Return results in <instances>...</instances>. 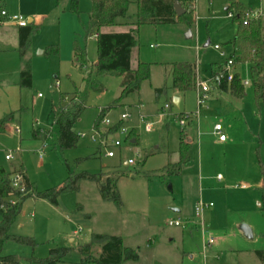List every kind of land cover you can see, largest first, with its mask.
I'll use <instances>...</instances> for the list:
<instances>
[{
    "label": "rangeland",
    "instance_id": "obj_1",
    "mask_svg": "<svg viewBox=\"0 0 264 264\" xmlns=\"http://www.w3.org/2000/svg\"><path fill=\"white\" fill-rule=\"evenodd\" d=\"M71 1L2 0L9 15L34 18L39 29L22 56L18 27L0 17V83H18L26 59L32 68V85L21 87L19 107L11 110L14 116L0 133V167L7 172L23 169L34 191L57 189L70 175L96 174L103 167L114 178L115 170L121 174L123 205L118 208L103 200L96 182L89 179H82L77 191L61 193L57 205L31 195L11 233L30 237L35 245L8 240L2 253L15 255L18 264H45L41 260L52 249L66 248L57 264H79L80 247L94 233H108L122 236L125 246L137 250L138 260L124 264H262L255 250L264 249V106L256 102L250 65L234 66L243 83L248 82L242 97L215 88L201 107L198 87L174 89L172 64L196 65V85L210 79L212 64L224 66L230 57L229 42L238 30L229 17L235 10L229 6L243 1L253 18V12L264 10V0H193L191 26L183 21L141 26L132 63L135 67L138 59L151 63L150 79L116 104L122 77L97 75L94 70L87 84L89 68L77 64L76 45L85 50L89 65L97 64V41L89 22L91 0H77L79 13L70 10ZM136 11L132 3L133 18ZM51 45L58 46V54L45 53ZM79 89H87L88 97L74 130L86 135L79 137L75 148L61 149L52 106L65 105ZM174 97L182 102L174 104ZM101 109L111 122H101V129L120 124L123 114L129 116L122 122L126 134L118 130L108 136L109 143L120 138V147L100 145L94 125ZM146 122L152 125L150 132L144 130ZM216 123L227 136L224 143L213 132ZM132 132L138 142L131 145L127 137ZM182 140L190 142L188 162L181 173L168 174L165 166L180 161ZM108 150L115 156L107 157ZM7 155L11 157L6 159ZM199 201L213 203L201 216L195 210ZM175 220L181 226L169 225ZM244 225L253 230V238L244 234ZM99 249L95 247L94 253Z\"/></svg>",
    "mask_w": 264,
    "mask_h": 264
},
{
    "label": "trees",
    "instance_id": "obj_2",
    "mask_svg": "<svg viewBox=\"0 0 264 264\" xmlns=\"http://www.w3.org/2000/svg\"><path fill=\"white\" fill-rule=\"evenodd\" d=\"M177 0H91L92 12L90 14L91 32H95L97 41L98 62L96 65H89L85 55V50L75 46L77 64L81 68H89L87 84L90 83L91 74L95 70L96 74H116L122 77V90L120 97L114 102H120L128 95L138 92L141 84L150 79L151 63L139 61L136 68H132V53L137 46L140 27L143 25H169L183 21L191 26L195 22L194 4L192 0H179L186 12L177 16L175 2ZM62 0H58L60 4ZM132 3L136 4L137 11L135 17L129 14ZM228 9H234L233 21L238 24V30L233 40L229 42L232 47L230 59L234 66L238 64L250 65L252 81L254 85L255 99L258 104L264 106V27L261 18H251L248 9L241 3H234ZM2 0H0V17H2ZM70 10L79 13L77 0L71 1ZM126 27L121 31H104L107 27ZM39 25L29 22L24 27H19V51L22 56L26 55L27 48L33 33L38 31ZM57 45H51L45 53L58 54ZM223 66L213 63L212 75L222 70ZM173 87L179 91H186L196 87L195 67L189 62H177L172 64ZM19 84L22 87H31L32 68L29 59L24 61L20 71ZM88 88V85H87ZM101 90V86L96 87ZM219 89L230 91L236 97L244 95V83L240 73L235 71L231 82H223ZM73 97L64 105L52 106L51 114L54 119V126L57 128L56 143L61 149L75 148L79 141V135L74 130V124L79 119L86 107L88 97L87 89L76 90ZM112 107L110 105L106 110ZM14 113H10L0 119V133L6 131V126ZM105 109H101L94 129L102 137H107L119 130L122 126L116 124L106 129L100 128V123L105 116ZM39 133V132H37ZM46 140L48 137L43 132ZM135 139V142L132 140ZM127 141L132 145L138 142V137L132 132ZM190 142L181 141L180 161L169 163L165 166L168 174L181 173L184 165L189 159ZM100 150V147H99ZM112 178L108 173L109 169L104 168L100 173L90 174L82 172L75 177L70 175L67 180L57 189L45 191H34L27 175L22 169L7 172L0 167V264H18L15 255H4L3 245L8 240H14L21 244L35 245L30 237L18 236L11 233V228L21 213L23 203L26 198L34 195L37 198L47 199L52 204H58V197L61 193L77 191L82 179H89L96 182L99 193L103 200L114 203L121 208L123 203L118 189L120 173ZM20 172L24 176L25 191L21 192L11 185L12 176ZM262 199L264 203V185L262 186ZM12 200L15 203H12ZM99 247L100 252L94 253V248ZM66 248L51 250V255L42 259L45 264H57L65 254ZM82 258L79 264H124L126 261H136L139 254L136 249L125 246L122 236L108 233H94L90 242L80 247ZM258 260L264 264V249L255 250Z\"/></svg>",
    "mask_w": 264,
    "mask_h": 264
},
{
    "label": "built area",
    "instance_id": "obj_3",
    "mask_svg": "<svg viewBox=\"0 0 264 264\" xmlns=\"http://www.w3.org/2000/svg\"><path fill=\"white\" fill-rule=\"evenodd\" d=\"M2 15L4 17H8L10 20H12L13 22H15L18 26L20 27H24L26 26L29 22L27 21V19L23 16V15H9L7 13V11L3 10L2 11ZM235 15V13L233 12H229V17L233 18ZM264 15V10L260 9L257 10L255 12H253V18H261ZM215 49L217 50H221V47L219 45H215L214 46ZM222 54H224V52L222 51ZM234 64L233 61L228 58L226 63L224 64L222 70L218 71L216 74L212 75V77L208 80L205 81H201L199 82L198 85H196V87H198V99H199V105L201 107L205 106L207 104L208 101V96L209 93L214 90L215 88H220L221 84L225 81H227L228 83L232 81L233 77H234ZM245 85L248 84L247 81L244 82ZM165 108H168V105H165ZM128 115L127 114H123L121 116V121H126L128 119ZM160 118H162V114L160 115ZM103 123H105L106 125H110L111 122L108 118H104L102 120ZM181 124L185 125V121L181 120ZM152 129V125L150 122H146L144 123V130L147 132H150ZM119 131L121 132V134H126L128 132L127 128L124 126H121L119 128ZM96 133L98 135H100L99 132L96 131ZM215 133L218 136V140L220 142H224L227 139V136L225 134L222 133V126L221 124H217L215 126ZM79 137H84L86 134H78ZM95 140V136L93 137ZM100 145L106 148L109 147H120L122 145V140L120 138L115 139L114 141H111V143L108 142V136L107 137H102L100 135ZM106 156L107 157H113L115 156L114 151L112 150H108L106 152ZM11 156L7 155L6 158L9 159ZM129 162L131 163L132 160L130 159ZM221 175H218V178H221ZM11 185L13 188L18 189L21 192L25 191V182H24V176L22 173L17 172L15 173L12 178H11ZM12 203H15L14 200H12ZM213 203H205L204 201H199L198 204L195 207L196 210V215L197 216H201V212L205 207H209L212 206ZM169 225H173V226H181V222L179 220H175V221H170Z\"/></svg>",
    "mask_w": 264,
    "mask_h": 264
},
{
    "label": "crops",
    "instance_id": "obj_4",
    "mask_svg": "<svg viewBox=\"0 0 264 264\" xmlns=\"http://www.w3.org/2000/svg\"><path fill=\"white\" fill-rule=\"evenodd\" d=\"M237 3L243 4L248 9L247 5L243 1H238ZM231 12H233V11H231ZM261 20H262V24H263V27H264V21H263L262 17H261ZM27 21L35 23V19L31 18V17H28ZM16 26L18 27V32H19V27L20 26H18L17 24H16ZM125 29H126V27L119 26V28H117V27H107V28H104L103 30L104 31H121V30H125ZM18 43H19V33H18ZM151 47H152V45H151ZM134 49H133V52H134ZM40 53L44 54V51H40ZM132 60H133V53H132ZM139 61H141V60L138 59L137 62L139 63ZM138 63H137V66H138ZM22 67H23V64H22ZM194 67L196 68V65ZM132 68H136L133 63H132ZM196 75H197V73H196ZM19 81H20V79H19ZM21 87L22 86L19 84V82L18 83H9V82L3 81V82L0 83V119H2L3 117H5L6 115H8L10 113H14V112H11V110H15V109H17L19 107L20 96H21L20 95L21 94ZM219 90L225 91V90H222V89H219ZM156 91L159 92V89L156 88ZM177 91H179V90H177ZM173 100H177L179 104L182 102V98L181 97H179V98L174 97ZM8 112H10V113H8ZM217 124H219V123H216L215 126ZM7 125H8V123H7ZM6 129H7V126H6ZM213 132H215V127H214V131ZM222 133H223V128H222ZM226 141H227V139L224 142H226ZM224 142H220L219 141V143H224ZM218 175H220V174H218ZM74 233L77 234V230H75ZM99 252H100V249H99ZM81 258H82V255H81Z\"/></svg>",
    "mask_w": 264,
    "mask_h": 264
},
{
    "label": "water",
    "instance_id": "obj_5",
    "mask_svg": "<svg viewBox=\"0 0 264 264\" xmlns=\"http://www.w3.org/2000/svg\"><path fill=\"white\" fill-rule=\"evenodd\" d=\"M175 11H176V15H177V16H181V15H183V14L186 12V9H184V8L182 7V5H181V3H180L179 0H177V1L175 2ZM187 36H188V37H191V33L189 32V33L187 34ZM173 102H174V104H176V105L179 104L177 100H174ZM132 142H135V139H133ZM242 231L244 232V234H245L248 238H253V230H252L249 226L244 225V226L242 227Z\"/></svg>",
    "mask_w": 264,
    "mask_h": 264
}]
</instances>
